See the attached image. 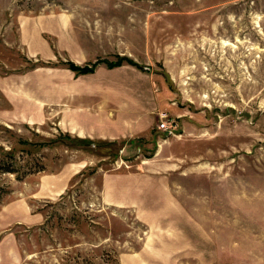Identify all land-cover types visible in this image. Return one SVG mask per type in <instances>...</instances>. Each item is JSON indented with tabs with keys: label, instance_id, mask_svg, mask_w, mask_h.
<instances>
[{
	"label": "rangeland",
	"instance_id": "374dc122",
	"mask_svg": "<svg viewBox=\"0 0 264 264\" xmlns=\"http://www.w3.org/2000/svg\"><path fill=\"white\" fill-rule=\"evenodd\" d=\"M0 264H264V0H0Z\"/></svg>",
	"mask_w": 264,
	"mask_h": 264
},
{
	"label": "trees",
	"instance_id": "16d2710c",
	"mask_svg": "<svg viewBox=\"0 0 264 264\" xmlns=\"http://www.w3.org/2000/svg\"><path fill=\"white\" fill-rule=\"evenodd\" d=\"M121 61L122 60H124V59H120ZM100 63V62H99ZM99 63L97 62V63H95V64H93V65H91V66H85V67H80V66H76L75 64H71L70 66H69V68H70V70H72V71H74V72H76V73H78V74H82V75H84V74H89V73H91L92 71H93V69L96 67V66H98L99 65ZM129 64H132V65H135V66H137L139 69H141V70H143V68L142 67H139L138 65H136L135 63H133L132 61H130L129 62ZM121 65H120V63L119 62H114V63H111L110 65L108 64V67L109 68H115V67H120ZM111 152L112 151H108V154H106V155H111ZM105 156V155H104Z\"/></svg>",
	"mask_w": 264,
	"mask_h": 264
},
{
	"label": "built area",
	"instance_id": "2783aa9c",
	"mask_svg": "<svg viewBox=\"0 0 264 264\" xmlns=\"http://www.w3.org/2000/svg\"><path fill=\"white\" fill-rule=\"evenodd\" d=\"M160 118H161L160 130L174 134L173 132L176 128V123L172 119H169V117L166 114H161Z\"/></svg>",
	"mask_w": 264,
	"mask_h": 264
}]
</instances>
